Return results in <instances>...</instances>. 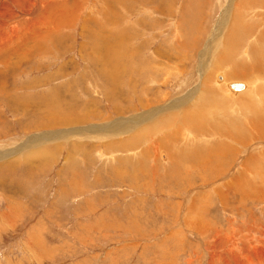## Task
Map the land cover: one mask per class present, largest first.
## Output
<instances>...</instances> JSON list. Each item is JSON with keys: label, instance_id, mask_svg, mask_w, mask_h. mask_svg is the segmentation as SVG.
Listing matches in <instances>:
<instances>
[{"label": "rangeland", "instance_id": "obj_1", "mask_svg": "<svg viewBox=\"0 0 264 264\" xmlns=\"http://www.w3.org/2000/svg\"><path fill=\"white\" fill-rule=\"evenodd\" d=\"M0 1L4 16L21 8ZM21 2L38 35L0 52V264H264V136L254 128L264 111L208 151L211 141L180 127L167 139L174 159L162 140L137 136L166 116L178 124L205 82L217 105L264 86L241 77L243 65L217 64L241 0ZM259 2L242 16L260 12L261 30ZM231 81L247 87L233 92Z\"/></svg>", "mask_w": 264, "mask_h": 264}, {"label": "bare ground", "instance_id": "obj_2", "mask_svg": "<svg viewBox=\"0 0 264 264\" xmlns=\"http://www.w3.org/2000/svg\"><path fill=\"white\" fill-rule=\"evenodd\" d=\"M8 1H6V2H8ZM13 1L18 5V7H21L22 9H24L23 8V4L24 3H22L21 0H13ZM61 1L62 0H60V2ZM259 1H262V0H259ZM259 1H256V0H241L240 4L236 7L238 13H234V9L233 8L231 9V11H232V14H231V17H232L231 26H230V29H229L228 33L226 34V36L223 39V49H222V51H220L222 56L220 57V59L217 62L218 65L226 66L227 69H225V70H227V71L231 70L230 68H233V70H234L236 68V66H238V64L243 65V66H241V69L244 70L245 72H243V74H241L242 75L241 77H244L245 79H249L250 81H251V78H249V76L251 74L253 75L252 79L257 78V77H254V74H257L258 78L264 79V66H263L264 65V44H263V42H264V28L259 30L258 27H257L258 24L253 23V21H255V18L260 22V12H256V13L254 12L255 13L254 17L255 18L254 17H247L249 20H252V22L246 21L245 20L246 17H244L242 15L244 14V12H243V10L245 9L244 6H249V7L262 6L261 2H259ZM40 3H42V0H41ZM48 3H49V0H48ZM5 4L6 3L3 2L4 6H5ZM1 7H2V5H1ZM1 7H0V52H4V51L6 52V50L9 48V45L12 44V43L16 44V42L18 43L16 45V47L19 48L17 50H20L22 46L27 47L28 43L31 44L30 41H29L30 33H31V35H35L34 37H36L38 35L37 33H35V28L34 27H30V24H27L26 22L24 24L22 23V19H21L22 11H20L21 8L19 10L14 11L11 14H9L10 16H4L5 13L3 14V11L1 9ZM229 7H231V5H229ZM36 8L39 9L40 5L36 4ZM50 9H51V7H50ZM47 10L48 9H46V11ZM224 10L225 9L223 8V11ZM65 11H67V9ZM30 12H28V14H32ZM48 12H47V14H49ZM67 13H68V11H67ZM26 14L27 13H24L22 15H26ZM45 16H46V14H45ZM10 18H12V19H10ZM13 19H15V20H13ZM65 19H67V16H66ZM34 20L35 19L33 18V21ZM222 20L223 19H220V21H222ZM31 22H32V19H31ZM46 23H48V22H46ZM48 24H46V25H48ZM46 35H48V34L45 33L42 37H44ZM215 36L216 35L213 34V36H212V38H213L212 39V44H211L210 48L212 46H213L212 48H216V47L218 48L220 46L221 37L217 38V36L216 37ZM42 37H38V38H42ZM250 38H251V40H247V39H250ZM252 39H253V41H252ZM245 40L248 41V42H246ZM13 48H15V47H12V50H13ZM32 50H33V48H32ZM246 50H248V52ZM249 51H251V52H249ZM2 54L3 53H1L0 55H2ZM233 55H237V56H239V58H235V60H233V58H232ZM19 56L22 57L23 55H19ZM242 57H246V58H242ZM245 59H247V61H245ZM257 65L263 66L260 69L261 71L262 70L263 71L262 72L259 71V72H261L263 74H258L257 72H255V69H257L256 68ZM246 69H249V70H246ZM237 75L238 74H234V76H237ZM222 78H223L222 74H218L217 80L220 81V80H222ZM242 83H243V85L241 87L234 88V87H231L229 85V82H228L227 83V87H230V89L233 90V92H236L237 90L239 91V90H242L245 87H247L245 82H242ZM256 83H259V82H255V84ZM255 86L256 85L250 86L248 88V92L247 93L242 94V95H238L235 98L236 101H239L237 104L231 103V102H225V101H229L228 97L225 96L224 99H222L221 104L217 105L215 103V101H217V96H218L217 93L218 92L215 90V88H214V90H212L213 86H210V84L208 82H205L203 84V88L201 89V91H199V95L196 96L197 98L195 100L191 101L189 104L186 103L187 105L186 104L184 105L186 107V109H184L183 111L180 110L179 113H181V112L182 113H181V120H180V122L178 124H176V121H177L176 114L175 115H171V116H166L163 119H161L159 121L157 120L156 122H154L152 124H149L146 127H143L140 130H138L139 133L137 134V136H140V135H142V133L146 132V134H144L143 137H146V140H147V139H149L151 137V135H153L154 141H153L152 145L160 144L159 140H162L164 142L165 147H167V150L169 152L170 157L172 159H174L173 158L172 146H170V145H173V144L169 145L167 139H172L173 140L176 137H178L177 135H179L178 133H179L180 127H182V128L184 127L185 131H186L185 133L187 135L192 133V135H193L192 137L193 138L194 137H198V138L200 137L199 139L203 138L202 141H204V139H206L208 141H211L210 142V144H212L211 148L207 149V147H205V149H206L205 151L213 150L214 148H217L218 145L221 144V140L226 138L225 136H228V137L229 136H233V134H236L240 129L243 128L241 126V124L247 122V118L246 117H249V111L251 112L252 116L255 113V109H256V111H258L259 109L264 111V103L261 104L260 108L255 107L256 106V101H264V92L262 90L264 88V86L262 84H261V86L259 84L258 87H255ZM194 89H196V88H194ZM190 96H191V94H190ZM243 101H247L248 105H250L252 107V109H250V108H247L248 110L246 109L247 116H244L242 114L243 110L245 111V107H244L245 105H244ZM181 102H184V101H181ZM230 110L235 112L237 117L229 115ZM221 117L224 118L225 120L226 119H232L233 120V123L231 124V130H229L227 127H222V123L220 124V122H222ZM248 124H250V121H249ZM172 125H174V128H172L173 130L171 129L169 132H166L165 129L167 127L172 126ZM176 127H179V128H176ZM254 128L256 129V132L258 134L264 136V116H261L260 118H256L255 119ZM188 129H190L192 132H189ZM162 133H164V134L162 135ZM158 135H161V136H158ZM223 136H224V138H222ZM193 138H191V139H193ZM236 138L238 140L241 139L242 138L241 133L236 135ZM216 141H217V144L215 143ZM204 146H208V145H204ZM201 149H202V147H201ZM220 149H221V151L223 150V148H220ZM203 152H199V150H197L195 148V150H192V154H191V159L190 160L191 161H192V159L201 160V163H200V166H201V164H203L202 161L205 160V157H202V156L206 152L205 153H203ZM186 154H185V156H186ZM160 156H161L162 159H165V157H166L165 152L161 151L160 152ZM179 156H178V160L180 161L182 159V156L181 157H179ZM185 156H184V158H185ZM189 156H190V154H189ZM245 166L246 165H243V167H245ZM233 182L235 183V182H237V180H234ZM232 186H233V184H232ZM193 205L194 204H191L187 208V211L193 210V208H194Z\"/></svg>", "mask_w": 264, "mask_h": 264}, {"label": "crops", "instance_id": "obj_3", "mask_svg": "<svg viewBox=\"0 0 264 264\" xmlns=\"http://www.w3.org/2000/svg\"><path fill=\"white\" fill-rule=\"evenodd\" d=\"M49 103H50V104H49L50 107H51V106H54V107L56 106L55 104H51V102H49ZM70 113L78 114V113H74V112H70ZM62 115H68V114H62ZM78 115H83V116H84L83 113H82V114H78ZM92 127H93V126H92ZM93 129H96L97 132L99 131L98 133L100 134V125H99V124H96V125H95V128L93 127ZM65 130H66L67 134H70V133H68V132H70V131H69V128H65ZM1 214L4 215V212L1 213Z\"/></svg>", "mask_w": 264, "mask_h": 264}, {"label": "water", "instance_id": "obj_4", "mask_svg": "<svg viewBox=\"0 0 264 264\" xmlns=\"http://www.w3.org/2000/svg\"><path fill=\"white\" fill-rule=\"evenodd\" d=\"M229 85L234 88H237V87L239 88L243 85V83L241 81H231Z\"/></svg>", "mask_w": 264, "mask_h": 264}]
</instances>
